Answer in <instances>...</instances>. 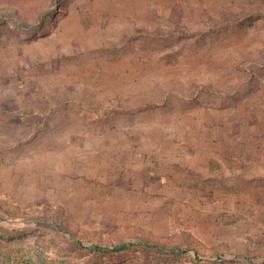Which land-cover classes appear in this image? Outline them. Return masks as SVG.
Segmentation results:
<instances>
[{
  "label": "rangeland",
  "instance_id": "rangeland-1",
  "mask_svg": "<svg viewBox=\"0 0 264 264\" xmlns=\"http://www.w3.org/2000/svg\"><path fill=\"white\" fill-rule=\"evenodd\" d=\"M223 94L264 104V0H0V264H216L162 237Z\"/></svg>",
  "mask_w": 264,
  "mask_h": 264
},
{
  "label": "crops",
  "instance_id": "crops-1",
  "mask_svg": "<svg viewBox=\"0 0 264 264\" xmlns=\"http://www.w3.org/2000/svg\"><path fill=\"white\" fill-rule=\"evenodd\" d=\"M224 97L202 107L198 146L189 152L188 165L200 173L198 193L204 198L198 224L185 218L183 229L162 239L173 248L193 244L184 254L217 256L216 264H264V104L236 111Z\"/></svg>",
  "mask_w": 264,
  "mask_h": 264
},
{
  "label": "trees",
  "instance_id": "trees-1",
  "mask_svg": "<svg viewBox=\"0 0 264 264\" xmlns=\"http://www.w3.org/2000/svg\"><path fill=\"white\" fill-rule=\"evenodd\" d=\"M207 106H214V104H209V105H207ZM7 221H9V220H6L5 218L4 219H1L0 220V226L1 227H3V225L5 224V223H7ZM195 259L197 260V261H201V259L203 260V259H205V258H202V257H200V255L199 254H196L195 255ZM210 260H213V261H217V260H219L220 258L219 257H217V256H215V257H211V258H209Z\"/></svg>",
  "mask_w": 264,
  "mask_h": 264
}]
</instances>
